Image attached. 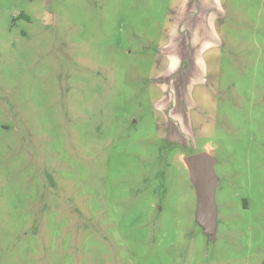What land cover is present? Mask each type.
Listing matches in <instances>:
<instances>
[{
    "label": "rangeland",
    "instance_id": "obj_1",
    "mask_svg": "<svg viewBox=\"0 0 264 264\" xmlns=\"http://www.w3.org/2000/svg\"><path fill=\"white\" fill-rule=\"evenodd\" d=\"M176 1L0 0V264H264V0L195 90L215 236L158 110Z\"/></svg>",
    "mask_w": 264,
    "mask_h": 264
},
{
    "label": "crops",
    "instance_id": "obj_2",
    "mask_svg": "<svg viewBox=\"0 0 264 264\" xmlns=\"http://www.w3.org/2000/svg\"><path fill=\"white\" fill-rule=\"evenodd\" d=\"M172 11V28L161 48L167 67L155 80L163 92L158 110L166 114L165 137L187 143V133L193 140L196 135L195 90L210 83V60L223 47L217 25L226 9L223 0H177Z\"/></svg>",
    "mask_w": 264,
    "mask_h": 264
},
{
    "label": "water",
    "instance_id": "obj_3",
    "mask_svg": "<svg viewBox=\"0 0 264 264\" xmlns=\"http://www.w3.org/2000/svg\"><path fill=\"white\" fill-rule=\"evenodd\" d=\"M184 162L197 191L198 215L206 225L207 233L215 236V192L218 184L215 159L208 152H201L186 157Z\"/></svg>",
    "mask_w": 264,
    "mask_h": 264
},
{
    "label": "flooded vegetation",
    "instance_id": "obj_4",
    "mask_svg": "<svg viewBox=\"0 0 264 264\" xmlns=\"http://www.w3.org/2000/svg\"><path fill=\"white\" fill-rule=\"evenodd\" d=\"M166 125H167V121H166ZM164 138L165 135H164ZM195 138V137H194ZM167 139V138H166ZM190 134L187 133V143L185 142H179V141H171L170 139H168L171 143H173L174 145L176 146H180V147H185L187 148V157L190 156V155H193L194 153H190L189 151H191V149L193 148V144H192V141L190 140Z\"/></svg>",
    "mask_w": 264,
    "mask_h": 264
}]
</instances>
